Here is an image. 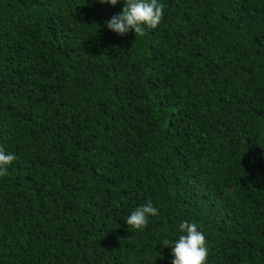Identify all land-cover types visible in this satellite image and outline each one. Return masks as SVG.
Here are the masks:
<instances>
[{
	"label": "trees",
	"instance_id": "1",
	"mask_svg": "<svg viewBox=\"0 0 264 264\" xmlns=\"http://www.w3.org/2000/svg\"><path fill=\"white\" fill-rule=\"evenodd\" d=\"M0 0V264H264V0ZM151 201L142 230L131 212Z\"/></svg>",
	"mask_w": 264,
	"mask_h": 264
},
{
	"label": "clouds",
	"instance_id": "2",
	"mask_svg": "<svg viewBox=\"0 0 264 264\" xmlns=\"http://www.w3.org/2000/svg\"><path fill=\"white\" fill-rule=\"evenodd\" d=\"M120 0H99L102 4L117 5ZM163 18V5L158 0H124L122 12L105 21L106 27L124 36L134 30L136 38L145 35V30L155 29ZM16 159L14 154L6 153L0 147V177L8 175V166ZM158 209L151 201L135 208L126 219L127 225L142 230L149 217L157 216ZM179 230L183 233L175 241L165 239L163 246L171 247V264H206L208 248L205 235L195 223L184 221Z\"/></svg>",
	"mask_w": 264,
	"mask_h": 264
}]
</instances>
